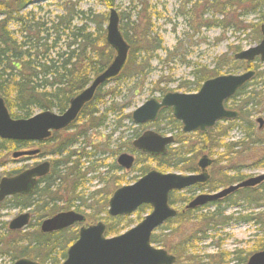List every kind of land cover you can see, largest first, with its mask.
Here are the masks:
<instances>
[{
	"label": "trees",
	"instance_id": "obj_1",
	"mask_svg": "<svg viewBox=\"0 0 264 264\" xmlns=\"http://www.w3.org/2000/svg\"><path fill=\"white\" fill-rule=\"evenodd\" d=\"M100 1L108 9L117 6V0ZM187 3L191 4L190 14L184 9ZM142 5L137 14L138 20L133 19L130 14L119 12L120 29L130 44L128 60L123 71L98 89L93 100L85 105L72 125L65 130L54 132L47 140L39 143L0 138V166L4 164V153L32 145L40 147V155L50 156L51 161L50 173L39 180L32 194H16L0 202V209L7 201H11L16 208H30L36 220L28 225L33 227V230L27 232L9 230L6 223H2V228L7 233L6 237L0 235V255H8L11 262L27 257L41 264H61L66 259L69 246L78 238V228L74 226L47 233L40 231L41 221L60 211V201L65 204L66 209L73 208L84 213L90 223L104 221L105 235L108 237L120 234L142 220L151 209L149 205H142L133 214L136 220L129 215L111 217L107 214L109 199L117 186L124 184L126 174L115 160L105 171L106 174L113 171L109 177L100 176L102 173L97 176L99 181L103 182L102 187L84 194L86 174L89 170L97 171L98 167L103 166L104 164L100 163L102 158L98 156L107 153L113 157L124 151L135 152L137 156L132 170L137 171L138 175L134 180L148 172L152 163L161 171L175 169L192 173L200 170L198 159L202 154L216 157L211 179L204 185L196 184L187 189L192 196H186L185 192L181 194L182 191L170 193L169 203H180L183 206L174 218L166 221L152 234L151 242L176 255V264L224 262L225 255L222 253L200 256L193 252L196 241L205 239L209 229L232 219V216L225 214V208H220L221 202L240 195L239 200L257 208L264 207L263 181L255 187L239 189L222 200L212 202L211 204L217 207L214 211L198 213L201 207L183 211L185 204L193 198L194 190L216 191L251 176L245 175L243 168L251 165L264 166V128H257L251 118L253 111L264 110V94L252 88L254 77L226 101V106L238 109L240 115L236 119L220 121L204 132H182L180 122L172 116L171 109L163 108L152 126L157 127L156 130L159 131V122L168 120L179 129L175 144L169 146L164 155L153 156L133 148L132 141L141 134L139 130L144 125L134 127L132 135L126 139L119 137V142L114 148L110 147L112 134L108 135V141L107 138L103 141V135L92 142L88 140L87 132L107 124L109 113L117 116L113 133L124 126V121L132 122L131 112L127 110L135 104L134 96L144 86L153 69L151 61L156 52L162 49L163 40L152 24V17L161 15L153 13V8L148 3L143 1ZM58 6L61 11L54 13L49 9L51 5L35 4L33 0H0V98L4 99L14 118H28L43 110L64 112L70 100L82 91L95 75L103 71L114 57V49L106 42L105 25L108 12L100 13L92 8L83 9L78 2L73 1L59 3ZM183 6L180 14L189 15L190 26L198 30L203 26H220L241 31L247 28L243 17L264 12V0H186ZM200 6L207 7L205 12H212V16L219 15L222 19L203 20L206 13L198 11ZM262 19L264 20L263 14ZM257 34L258 38L262 36L260 28ZM237 51H240V47H235L234 53ZM234 53L228 60L234 61ZM244 62L235 61L233 70L255 67ZM221 66L211 70L206 66L195 68L192 73L195 80L185 81L182 86L187 89L191 85L201 86L206 79L221 74ZM113 81L116 84L107 87ZM160 82L161 80L158 81ZM125 83H132V86H129L131 97L122 95ZM230 101L232 105L228 106ZM80 121H83L82 125H79ZM234 128L244 133L237 141L228 139ZM80 136H85V141L77 148ZM91 158L93 161L89 167L84 168L83 160ZM94 161L98 162L96 168ZM222 162L224 168L215 176L219 173L215 172L217 163ZM21 170L13 169L7 174L14 175ZM114 172L120 174L115 175ZM244 220L264 226V210L248 214ZM254 242L249 251L234 252L237 264L245 262L252 253L264 248V237L257 238Z\"/></svg>",
	"mask_w": 264,
	"mask_h": 264
},
{
	"label": "water",
	"instance_id": "obj_2",
	"mask_svg": "<svg viewBox=\"0 0 264 264\" xmlns=\"http://www.w3.org/2000/svg\"><path fill=\"white\" fill-rule=\"evenodd\" d=\"M120 14L111 7L107 16L106 42L115 54L107 67L95 75L91 82L69 103L68 108L58 113L43 110L28 118H14L3 98H0V138L15 141L41 142L51 137L54 131H60L72 124L85 105L93 100L98 89L124 69L130 44L120 29ZM263 38L259 44L239 51L236 59L254 60L257 56L264 62V23L261 25ZM254 69L241 73L222 74L205 80L197 92L168 91L162 97H151L131 112L136 125L154 122L164 107L172 110L173 116L182 122L184 132L206 131L223 119L239 116V111L225 106V101L232 97L254 75ZM260 127L263 119L258 118ZM175 142L173 135H163L154 129H146L135 138L132 145L150 155H164L168 146ZM40 149L13 152V157L38 154ZM119 166L130 170L135 163L132 153L122 152L117 157ZM213 160L203 155L198 166L200 173L182 174L162 172L151 169L137 181L117 188L108 202V215H132L144 205H150L151 211L135 226L125 232L107 237L106 224L98 221L86 225V216L76 210L60 211L41 222V232H54L76 224H82L79 234L67 251V257L61 264H175L177 257L162 247L151 242L154 231L168 219L177 215L176 208L170 205L169 196L174 190L182 191L197 183L206 182L210 175L208 167ZM51 163L43 160L12 176L0 178V201L15 194H30L35 189L38 179L49 173ZM264 181V173L251 176L217 192L203 193L192 199L186 208L203 206L242 187H254ZM31 219L29 212H23L9 222V229L19 230L26 227ZM12 264H41L30 258H20ZM242 264H264V248L249 256Z\"/></svg>",
	"mask_w": 264,
	"mask_h": 264
},
{
	"label": "rangeland",
	"instance_id": "obj_3",
	"mask_svg": "<svg viewBox=\"0 0 264 264\" xmlns=\"http://www.w3.org/2000/svg\"><path fill=\"white\" fill-rule=\"evenodd\" d=\"M67 1L78 2L80 7L83 9L92 8L96 12H108V8L100 0H33L35 4L41 3L43 5H51L49 9L52 10L54 13L61 11L58 6L59 3ZM143 1L148 3L153 8V13L157 12L161 15L160 17H155L154 15L152 17V24L154 26V30L158 32V35L163 40V46L162 49L156 52V56L152 59L151 65L153 66V69L148 75L144 86L134 96L133 100L135 104L127 110L128 112H132L135 108L144 103L147 99L151 97L160 98L164 93L168 91H179L188 93L197 92L200 86L191 85L188 89L182 86L184 85L185 81L195 80L192 74L195 68L199 69L201 66H206L208 69L211 70L218 65H222V68L220 69L221 74H227V72L229 74H236L245 71L243 69L234 71L233 65L235 61H245L248 64L251 63L250 65H255V67L251 68L256 70V75L253 76L255 79L252 80V88H255L256 92L259 91L264 94V62H262L258 58L254 60V62L244 59L239 60L235 58V54L238 51L234 53L235 47H240V51H242L249 47L259 44L260 40L262 39V36L258 38L257 30H259L260 26L264 23V20L262 19V14L264 15V12L262 14H252L243 17V22L245 25H247V28L241 31L234 30L230 27L220 26H203L198 30V28L194 29L190 26L191 21L189 15L180 14L181 9H183V5L186 0H117V6L115 8L120 13L130 14L133 19H136L137 14L142 9ZM190 8V3H187L184 7L185 11L188 12ZM206 8L207 7L200 6L198 11L204 13ZM205 13L206 14L203 16V20L222 19V17L219 15L217 17L212 16V12ZM233 53L234 61L228 60L230 56L233 55ZM258 73L259 75L257 76ZM160 80L161 82L158 83V81ZM115 84L116 83L113 81L107 87L114 86ZM123 86L124 89L122 90V95L131 97L132 92L129 91V86H132V83H125ZM227 104L228 106L232 105V101L228 102ZM259 117L263 118L264 121V110L259 109V111L257 110L252 112L251 118L254 120L257 128L260 126V123L257 120ZM116 121L117 116L115 114L109 113L107 124H104V126L96 130H91L87 132L88 140L92 142L93 139H98L103 135V141H105L106 138L108 141V135L112 134L110 137V147L114 148L119 142V137L125 139L127 137H130L133 133L134 127L138 126L135 125L133 122L124 121L122 124L124 126L120 127L119 131H115L113 133L112 131L116 127ZM169 122L170 121L168 120H161L159 122L161 129L159 130V132L164 135L172 134L175 136L179 132V129H177L174 125L170 124ZM82 123L83 121H80L79 125H82ZM147 127L148 125H144V127L140 129L139 132L142 133ZM149 127H153L152 124H150ZM243 134L244 133H241L240 129L234 128V130L229 133L228 139L232 141H237L243 136ZM84 138L85 136L79 137L80 142L78 145H76L77 148L84 144ZM34 147L36 146L34 145L33 148ZM87 149L89 150V148ZM13 152L14 151L10 153H4L3 155L4 164L0 166L1 177L7 175L10 170L18 168L23 169L22 167L26 164L33 165L36 162L39 163L40 161L49 159L48 156H38L29 159L18 157L14 159L12 154ZM98 157L102 158V161L100 163L104 165L98 167L97 171L89 170V172L86 174L87 182L85 184L84 189L85 195L95 189H99L102 187L103 182L99 181L97 177L99 173H102L100 176L103 175L105 177H109V175L113 173V171H111L109 174H106L105 171L109 169L108 165L111 164L113 160L116 161L117 155L111 157L110 154L107 153L104 156ZM211 157L213 159L216 158L215 156ZM92 161L93 158L87 161L83 160V163L85 164L84 168L89 167V164ZM94 162V166L96 168L98 162ZM223 165V162L217 163V169L215 170V172L219 173H216L215 176H217V174L219 175L221 170H223ZM150 166L151 169H157L155 168V163H152ZM212 168L210 169L211 172ZM164 172L180 173V171L175 169H169L168 171ZM243 172L245 173V175L262 174L264 173V166L256 167L251 165V167L243 168ZM125 173L126 174L123 185H127L128 182H135L134 179L136 175H138L137 171L130 170L125 171ZM181 173L186 174L184 172ZM114 174L119 175L120 173L114 172ZM189 191L190 190L186 189L182 191L181 194L185 192L184 194H186V196H192L190 195ZM193 192V197H196L201 193H208L209 191L196 189ZM238 197H240V195H235L232 197V199L220 203V208H225V214L228 216H232V219H229L224 224L216 225L214 228L209 229L207 232L208 236L205 239H199L196 241V247L193 249V252L200 256L216 255L217 253H222L223 255H225V257L223 258L224 262L221 264H237L238 260H236V255L234 254V252L236 250H242L244 252L249 251L251 247L254 246V241L257 238L264 237V226L256 225L251 220H244L246 215L255 212L259 213L260 211L264 210V207H254L253 204H249L246 201L239 200ZM174 206L176 209H180L183 205L180 203H176L174 204ZM65 207L66 206L65 204H63L62 201L58 203V208H60V211L69 210ZM216 208L217 207L213 206L211 203L206 204L201 207V210H199L198 213L204 214L209 211H214ZM24 211V209L16 208L11 201L5 202V206L0 209V235L2 237H6L7 233V231L2 228V223H6L8 228L9 222L18 214ZM34 216L35 215H33L31 218L32 222L36 221L35 218H33ZM131 218L136 220V217L134 215H131ZM135 225L136 223L132 224L130 227H133ZM32 230L33 227H27L23 231L27 232ZM154 245L156 247H161L157 243H155ZM207 259L208 258H206V260ZM11 263L12 262L10 261L8 255H0V264Z\"/></svg>",
	"mask_w": 264,
	"mask_h": 264
},
{
	"label": "flooded vegetation",
	"instance_id": "obj_4",
	"mask_svg": "<svg viewBox=\"0 0 264 264\" xmlns=\"http://www.w3.org/2000/svg\"><path fill=\"white\" fill-rule=\"evenodd\" d=\"M165 108H167V107H165ZM162 109H163V108H162ZM162 109H161V110H162ZM170 109H171V108H170ZM161 110H160V112H161ZM160 112H159V114H160ZM171 114H172V110H171ZM172 116H173V114H172ZM173 117H174V116H173ZM174 118H175V117H174ZM175 119H176V118H175ZM176 120H178V119H176ZM156 121H157V120H156ZM156 121H155V122H156ZM178 121H179V120H178ZM179 122H180V125H181V131L184 132L183 129H182V128H183V124H182L181 121H179ZM153 123H154V122H153ZM144 125H148V127H147L146 129H148V128H153V129H154V126H153V127H149V125H150L149 122H148V123H145ZM67 128H68V127H67ZM67 128H65V129H67ZM65 129H63V130H65ZM156 129H157V127H155L154 130H156ZM159 130H161V129L159 128ZM53 133H54V132H53ZM53 133H52V135H53ZM160 133H161V132H160ZM184 133H185V132H184ZM187 133H189V132H187ZM52 135H51V136H52ZM173 136H174V135H173ZM174 137H175V142H176V135H175ZM26 142H27V141H26ZM31 142H32V141H31ZM32 143H39V142H32ZM174 144H175V143H174ZM33 146H34V145H32V146H27V147H25V148H21V150L23 151V150H30V149H36V148H38V149H40L39 153H38V154H35V155H25V156H22V158H26V159L28 158V159H29V158H33V157L41 156L40 153H41L42 149L39 148V147H37L36 145H35L36 147H34V148H33ZM132 146H133V145H132ZM133 148L136 149L134 146H133ZM136 150H137V151H140V150H138V149H136ZM127 152H128V153H132V154L135 156V162H136V156H137V155L135 154V152H130V151H127ZM141 152H142V151H141ZM41 157H47V156H41ZM48 157H49V159H45V160H49V161H50V156H48ZM40 162H41V161H40ZM40 162H39V163H40ZM50 163H51V161H50ZM35 164H37V162L34 163L33 165H35ZM33 165H27V164H26L25 169L28 168V167H31V166H33ZM118 166H119V165H118ZM119 167H121V166H119ZM133 167H134V166H133ZM133 167H132V168H133ZM210 167H211V166H209V168H207L208 171H209V173L211 172ZM121 168H122L123 170L126 171L125 168H123V167H121ZM132 168H131L130 170H132ZM50 169H51V168H50ZM49 173H50V171H49ZM49 173H48V174H49ZM48 174H46V175H48ZM46 175H45V176H46ZM43 177H44V176H43ZM43 177H41L40 179H42ZM40 179H39V180H40ZM39 180H38V183H37L36 187H37L38 184H39ZM207 181H208V180H207ZM207 181H206V182H207ZM206 182H204V183H200V184H201V185H204ZM226 197H227V196H225V197H223V198H220V199H218L217 201L222 200V199H224V198H226ZM185 205H186V204H185ZM199 207H202V206H197V207H195V208H199ZM181 208H182V207H181ZM181 208H180V210H181ZM185 209H189V208H186V207H185V208L183 209V211H185ZM193 209H194V208H193ZM24 210H25V212H29V213L31 214V218H32V216H33V214H32L33 212H31L32 210H31L30 208H28V209H24ZM30 210H31V211H30ZM180 210H178V212H180ZM29 224H30V223H29ZM29 224H28V225H29Z\"/></svg>",
	"mask_w": 264,
	"mask_h": 264
}]
</instances>
